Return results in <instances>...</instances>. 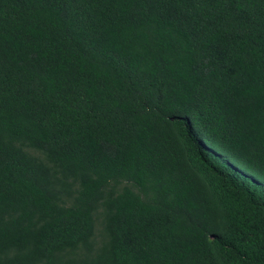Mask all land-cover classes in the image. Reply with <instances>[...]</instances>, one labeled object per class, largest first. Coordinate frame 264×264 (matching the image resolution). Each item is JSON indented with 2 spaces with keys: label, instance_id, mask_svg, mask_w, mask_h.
<instances>
[{
  "label": "trees",
  "instance_id": "trees-1",
  "mask_svg": "<svg viewBox=\"0 0 264 264\" xmlns=\"http://www.w3.org/2000/svg\"><path fill=\"white\" fill-rule=\"evenodd\" d=\"M0 264H264V0H0Z\"/></svg>",
  "mask_w": 264,
  "mask_h": 264
}]
</instances>
